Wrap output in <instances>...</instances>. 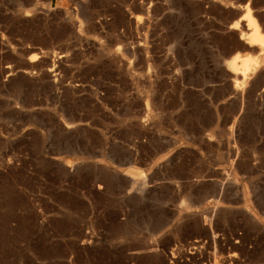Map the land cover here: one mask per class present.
I'll return each instance as SVG.
<instances>
[{"label": "rangeland", "instance_id": "1", "mask_svg": "<svg viewBox=\"0 0 264 264\" xmlns=\"http://www.w3.org/2000/svg\"><path fill=\"white\" fill-rule=\"evenodd\" d=\"M246 2L0 0V264H264Z\"/></svg>", "mask_w": 264, "mask_h": 264}, {"label": "bare ground", "instance_id": "2", "mask_svg": "<svg viewBox=\"0 0 264 264\" xmlns=\"http://www.w3.org/2000/svg\"><path fill=\"white\" fill-rule=\"evenodd\" d=\"M250 6V5H249ZM244 8H246V12L240 17V18H245V25L246 27H248L250 29V31H248L247 35L249 36L248 40L249 45H253V44H258L260 47H264V34L260 31V26L257 23L256 19L250 15V9L248 7V2H246L244 4ZM238 20H240L239 18L233 23L235 26L238 24ZM246 33V32H245ZM260 49V48H259ZM233 56V55H232ZM233 58V57H232ZM242 61V60H241ZM255 62V61H254ZM233 64V63H232ZM231 64V65H232ZM254 64V63H253ZM238 65V64H237ZM242 69L240 71V76L241 79L244 78V74L246 71L249 70L250 68V61H248L247 59L245 60V58L243 59L242 62ZM256 65V64H255ZM233 66V65H232ZM240 66V65H239ZM241 67V66H240ZM233 68V67H232ZM238 68V67H237ZM235 68V69H237ZM239 72V69L237 70ZM249 72V71H248ZM239 74V73H238ZM236 75V74H235ZM239 79V78H238ZM242 81V80H241Z\"/></svg>", "mask_w": 264, "mask_h": 264}]
</instances>
